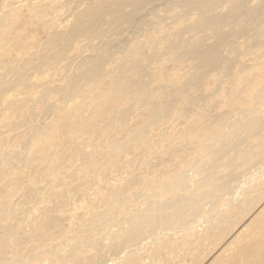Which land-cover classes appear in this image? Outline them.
Returning <instances> with one entry per match:
<instances>
[{
	"label": "bare ground",
	"instance_id": "bare-ground-1",
	"mask_svg": "<svg viewBox=\"0 0 264 264\" xmlns=\"http://www.w3.org/2000/svg\"><path fill=\"white\" fill-rule=\"evenodd\" d=\"M0 51V132L11 133L0 166L12 151L30 170L0 172V264H61L82 247L92 261L110 239L136 249L196 227V241L222 243L261 202L214 264H264V0H0ZM50 130L60 140L41 144ZM71 133L91 147L73 168L132 175L117 188L68 170L69 182H25L44 156L24 149L58 147L42 180L76 148ZM209 203L216 213L202 214Z\"/></svg>",
	"mask_w": 264,
	"mask_h": 264
},
{
	"label": "rangeland",
	"instance_id": "rangeland-1",
	"mask_svg": "<svg viewBox=\"0 0 264 264\" xmlns=\"http://www.w3.org/2000/svg\"><path fill=\"white\" fill-rule=\"evenodd\" d=\"M28 9V6L25 7ZM59 13L61 15H63V11L60 9L59 10ZM3 53V51H0V54ZM4 73V70L3 69H0V75H2ZM248 72H244L243 74L246 75ZM92 105V104H90ZM43 108V106H42ZM39 109V108H38ZM63 112L66 108H62ZM93 109V108H92ZM63 112L61 114H63ZM58 123H60L58 121ZM48 133V131H46ZM60 134H61V131H60ZM73 133L70 134L69 138L71 139V144L72 145L71 147L73 146H76L75 144H77V141H76V134L75 135H72ZM18 135V134H17ZM20 135V134H19ZM19 135L17 136V138L14 139V141H17L19 140ZM91 135V134H90ZM51 137V143L52 144H55L56 142H58L60 140V136H59V133L56 132L55 130H50L49 131V135L46 137V136H43L44 139H41L40 142L41 144H43L44 142H46L47 140H50V138L48 137ZM87 137L85 138L86 141H88L90 139V136L87 134L86 135ZM11 139V133H5V132H0V141H7ZM38 139H40V137H38ZM92 139V142H94V139L93 137H91ZM44 141V142H43ZM84 141V140H83ZM96 143V142H94ZM88 144L86 143H81L80 145L77 144L76 148L73 149V148H67L66 149V155L64 157V159L62 158L61 161L59 163L55 162V166L52 168V171L51 173L48 171H45L44 174H43V179L40 180V174L42 172V169L47 166V162L50 163L52 161V163L54 162V158L55 157H52V156H56L58 155V147H53V154L52 156L51 153L48 154L49 151H47L49 149V147H47L46 149L44 147H42L41 150L38 149L37 145H34L33 147H31L30 149H24L25 153L24 155L25 156H29V154L31 152H35V153H38V154H41L42 156H44V158L41 160L38 159V158H35V161L38 163V165H36L33 169L35 170H31V173H32V176L29 178L30 181L27 179L25 182H48V179L49 178H54V177H57L58 180L62 181V182H69L71 179L67 176V175H64L62 174L63 171L65 170H68L69 173H73V174H76L80 177H85V176H93L94 179L96 181L94 182H116L113 187L114 188H117L118 186H120V182H123L124 179H127L128 177H130L133 173V170L132 168L129 169L128 171H126L123 175L125 176L124 179L120 178L119 176L117 175H114L116 171H119V167L118 165L116 167H113L112 170L110 171L109 167L108 166H102V168H100L99 170V165L97 166L94 165L92 168H86V167H82L81 169H76V168H73L75 167V164L78 160V157L76 155V151L80 152L82 150H86V149H91V147H87ZM18 147V146H16ZM10 148V147H9ZM23 148H20L19 150H22ZM73 149V150H72ZM12 152V151H11ZM9 152L7 154V159L10 160L9 163L5 162L3 164V169L5 170V172L2 171V167L0 166V172L2 174L5 175V177L8 179H13V178H16L18 176H21V175H24L25 173H28V171H30L28 168V166H25L24 163L20 162L19 160L15 159V154ZM191 153V152H190ZM189 153V154H190ZM193 153V152H192ZM191 153V154H192ZM3 150H0V156L3 155ZM48 156V157H46ZM46 158V159H45ZM46 160V161H44ZM220 162V161H218ZM9 164L11 166H9ZM14 165H17L19 166V170L16 171V172H11V169ZM98 171V172H97ZM110 171V172H109ZM251 171V170H250ZM97 172V173H96ZM247 172V171H246ZM53 173V174H52ZM110 174L112 175L113 177L110 179V178H107V179H104L103 177H100L98 176L99 174ZM113 173V174H112ZM116 176V177H115ZM98 177V178H97ZM118 177V178H117ZM242 177V178H240ZM239 177V181L240 179L243 180L244 177L243 176H240ZM36 179V181H35ZM102 179V180H101ZM117 179V180H115ZM238 181V184L240 183ZM263 180H260L258 183H255V186L256 188L260 187L262 185L261 182H263ZM237 181H235L234 183H232V191H234V187H236ZM93 189H97V191L99 189H102V191L100 192V194L96 197V198H99L101 196H103V190L106 188L103 186V183H95L92 185ZM64 188V187H63ZM62 187H59L57 189V192H60L63 190ZM191 189H194L193 186H191ZM111 191V190H110ZM231 191V190H230ZM231 191V192H232ZM108 192V191H106ZM106 192L105 195L107 194ZM230 192V193H231ZM230 193H225L223 192L221 195V197L218 199V202L216 203L215 201H213L215 204H216V207L218 206H221L225 203H228L230 201V196L228 194ZM57 195V194H56ZM55 195V196H56ZM55 199H57L55 197ZM88 199H91L93 200L91 197H89ZM77 200V199H76ZM229 200V201H228ZM225 202V203H224ZM75 203V202H74ZM71 202H68L66 204V213H63V214H60L63 218H66L65 220L66 221H75V220H71L74 219L75 217V214L80 211L81 209H79L81 206L83 207V204H85V202H81V201H78L74 204ZM262 203V202H261ZM260 203V204H261ZM69 204V205H68ZM257 205L256 207L258 208ZM206 206V207H205ZM204 206V209H203V212L202 214L204 215H209V214H214L216 213V208L212 209L211 212H208L210 207L212 206L211 203L206 204ZM69 207V208H68ZM72 207H75V208H72ZM228 208V207H227ZM257 208L253 209L252 211H248V212H245L240 219H238L236 222H235V225L233 226L234 229H232L230 231V233L226 234L222 240L223 242L220 243L219 240H217V238L213 239L212 241H203L200 242V241H196V238L194 237L197 236L199 238V236L201 237V235H203V231H201V228L200 227H196L192 230H185L181 233H178V234H175V233H171L169 236H168V239L166 238H159V239H148L147 242H144L143 245H139L136 249H133V248H129V247H126L124 248V246L120 247L119 245H117L115 243L114 245V241L113 240H109V241H106L105 245L104 246H101L100 248L101 251H98L99 253V256L98 257H95L92 261H91V257L94 255V250H90L88 248H84L82 247L81 249L77 250V251H71L72 255L69 256L68 258H66L65 260L61 261V264H122V262H124L127 258H128V255L130 254V251L133 250L134 254L133 257H134V264H214L215 261L218 259V257L220 255H225V258L226 259H229L231 258L230 256L235 252V249L234 250V247L235 246H231L230 245H227L229 243V241L234 237L235 233L232 232L233 230H235V232H237L238 229H242V226L241 225H244L246 226L245 224L247 223H251V218L250 216L252 217V215L254 213H256V210ZM73 209V211H72ZM75 209V210H74ZM72 212H71V211ZM215 211V212H214ZM75 212V213H74ZM60 213V212H58ZM224 213V212H222ZM55 215H58L57 212H55L54 216ZM222 215V214H221ZM200 216V215H199ZM199 216H196V218H199ZM61 217V218H62ZM62 218V219H63ZM193 219V218H192ZM240 220V221H239ZM246 221V222H245ZM122 221H117L116 223H120ZM191 221H189L190 223ZM245 222V223H244ZM66 222H61V226L63 224H65ZM115 223V224H116ZM188 223V225H189ZM244 223V224H243ZM80 223L78 222V225ZM187 225V226H188ZM239 225V226H238ZM60 226V227H61ZM238 228H237V227ZM74 228L76 229L77 228V224H74L73 225V228L72 230H74ZM114 228H118V226H115ZM237 228V229H235ZM199 229V230H198ZM240 229V230H241ZM201 235H200V233ZM195 232V233H194ZM194 233V235H193ZM232 233V234H231ZM199 234V235H198ZM178 235V236H177ZM187 236V238L185 239V237ZM188 236H191V237H188ZM193 237H194V241L193 240ZM176 238V239H175ZM184 238V239H183ZM189 238V239H188ZM192 238V240H191ZM197 238V239H198ZM228 238V239H227ZM113 239V238H112ZM237 241L239 240V238H234V241ZM154 240L155 243L152 241ZM182 240L184 241L182 244ZM186 240V241H185ZM215 240V241H214ZM113 243H112V242ZM174 241V242H173ZM188 241V242H187ZM226 241V242H225ZM151 242V243H150ZM192 242V243H191ZM197 242V243H196ZM200 242V243H198ZM206 242V243H205ZM210 242V243H209ZM179 243V244H178ZM188 243V245H187ZM208 243V244H207ZM236 243H239V242H236ZM62 246L63 247H66L65 245V241H62L61 242ZM195 244V245H193ZM198 244V245H197ZM203 244V245H202ZM40 244L36 245L35 247L39 246ZM176 245V246H175ZM183 245V246H182ZM227 245V246H226ZM189 246V247H188ZM216 246V247H215ZM220 246H222L220 248ZM156 247H159V253L156 254ZM177 247V249H176ZM194 247V248H193ZM219 247V248H218ZM228 247V248H227ZM184 248V249H183ZM204 248V249H203ZM126 249V250H125ZM192 249V250H191ZM231 250L229 252V250ZM188 250V252L186 251ZM224 250V251H223ZM228 250V251H227ZM234 250V251H233ZM126 251V252H125ZM178 251H180L178 253ZM190 251V252H189ZM200 251V252H199ZM125 252V253H124ZM178 254H177V253ZM233 252V253H231ZM168 253V254H167ZM225 253V254H224ZM230 253V255H229ZM77 254V255H76ZM227 254V255H226ZM85 255V256H84ZM126 255V257H125ZM176 258H174V256ZM178 255V256H177ZM188 255V256H187ZM229 255V256H228ZM217 258H216V257ZM97 259V260H96ZM177 259V260H176ZM95 260V261H94ZM116 260V261H115ZM97 261V262H96ZM199 261V262H198ZM213 261V262H212ZM93 262V263H92Z\"/></svg>",
	"mask_w": 264,
	"mask_h": 264
}]
</instances>
